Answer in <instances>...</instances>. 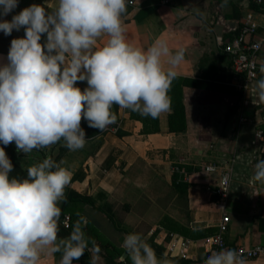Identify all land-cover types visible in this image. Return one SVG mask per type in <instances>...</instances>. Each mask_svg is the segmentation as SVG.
<instances>
[{
  "label": "crops",
  "instance_id": "crops-1",
  "mask_svg": "<svg viewBox=\"0 0 264 264\" xmlns=\"http://www.w3.org/2000/svg\"><path fill=\"white\" fill-rule=\"evenodd\" d=\"M57 0H19L18 7L3 19L11 20L23 8L38 4L47 8ZM130 0L123 17L126 38L147 49L156 40L171 52L185 50L175 69L177 77L203 83L180 84L171 97V109L158 118L133 116L113 106L116 123L86 136L85 146L70 151L63 140L29 154L18 153L24 168L51 157L71 172L65 188L58 238H66L79 216L89 247L73 264L127 262L122 243L125 235L139 233L159 257L175 258L172 264H204L209 247L204 239L213 233L224 213L231 217L228 243L264 247V183L254 182L255 164L264 159V145L257 139L264 127V103L259 102L253 81L248 92L233 85V59L225 44L247 23L262 43L259 62L264 65V9L256 0ZM10 36L0 32V62H6ZM46 39L42 36L41 43ZM105 37L100 41L104 43ZM167 69V58L162 59ZM83 88L85 82H77ZM183 107V117L176 106ZM241 117L249 120L241 121ZM171 119L184 128L171 129ZM2 147L3 144H0ZM6 147V146H5ZM233 164L230 193L226 201L215 191L221 169L210 172L208 164ZM176 167L180 170L177 171ZM221 167V168H222ZM75 192L86 200L66 203ZM79 214V215H78ZM155 244L163 247L159 253ZM62 253L42 257L39 264H59ZM179 262V263H178ZM249 264H264V251Z\"/></svg>",
  "mask_w": 264,
  "mask_h": 264
},
{
  "label": "clouds",
  "instance_id": "clouds-1",
  "mask_svg": "<svg viewBox=\"0 0 264 264\" xmlns=\"http://www.w3.org/2000/svg\"><path fill=\"white\" fill-rule=\"evenodd\" d=\"M130 0H57L52 8L32 4L11 20L19 0H0V32L14 38L0 62V144L15 143L25 155L63 140L70 151L86 142L82 119L104 131L116 123V105L143 117L158 118L171 109L169 91L185 50L171 52L156 40L147 49L126 38L123 17ZM227 0L221 5L226 6ZM42 36L46 39L41 43ZM107 38L104 43L100 41ZM167 58L165 69L162 59ZM264 74V65L260 66ZM81 90L77 82H85ZM254 91L264 103V76ZM13 164L0 147V264H39L62 253L59 264H73L89 247L84 216L66 238H58L60 202L71 172L51 157L27 169L26 178L10 176ZM254 182L264 183V159L255 164ZM79 215V214H78ZM122 248L131 264H169L139 233L125 235ZM96 264L99 247L93 241ZM204 264H249L235 249L212 252Z\"/></svg>",
  "mask_w": 264,
  "mask_h": 264
},
{
  "label": "built area",
  "instance_id": "built-area-1",
  "mask_svg": "<svg viewBox=\"0 0 264 264\" xmlns=\"http://www.w3.org/2000/svg\"><path fill=\"white\" fill-rule=\"evenodd\" d=\"M171 1V0H165ZM258 5L264 9V0H256ZM256 30V25L247 23L241 31L233 36L226 44L225 50L231 54L233 59V69L235 73V80L233 85L241 92H248L253 81L261 75L259 62V53L262 49V43L252 38ZM264 75V74H263ZM264 112V111H263ZM249 120L247 117H241V121ZM258 141L264 145V127H259L257 131ZM0 147H2L0 145ZM221 164H208L207 170L217 173L221 169L217 183L215 184V191L221 196L223 201H226L230 193L233 164L226 163L224 167ZM179 171L180 168L176 167ZM231 217L228 213H224L222 219L217 225L216 230L205 237L204 241L209 247V254L218 252L224 249H235L242 253L249 261L257 259L264 251V247L260 244L253 247H246L244 245L232 246L228 243L227 233L229 231Z\"/></svg>",
  "mask_w": 264,
  "mask_h": 264
},
{
  "label": "trees",
  "instance_id": "trees-1",
  "mask_svg": "<svg viewBox=\"0 0 264 264\" xmlns=\"http://www.w3.org/2000/svg\"><path fill=\"white\" fill-rule=\"evenodd\" d=\"M180 84H192V85H196V86H202L203 83L199 82V81H195L192 79H188V78H179L176 77L171 85V89L169 91V95L174 92L175 87L180 86ZM78 87L81 88V90H83L84 88L81 87L80 85L77 84ZM176 113L179 115V117L181 116V118L183 117V107L178 105L176 106ZM133 116L137 117L138 119L144 120L143 117L141 115H139L136 112H133ZM81 128L85 131L86 136H92L94 134H97L100 132V130L95 129V128H90L88 127L87 121L82 119L81 121ZM181 128H184V124L182 126H178V124L174 123V120L171 119V129L173 130H180ZM6 148L9 151V159L11 160L12 164H13V171L10 173V176H15L17 178H26L27 177V170L24 169L18 162V156H17V147L15 145V143H10L9 145L6 146ZM72 195H74L73 197H75L76 200H86V198L78 193H75L74 191L71 192V194H69L68 199L66 200V203L70 202V200H73L74 198L72 197ZM61 218V216H60ZM60 221V219H59ZM59 223V222H58ZM60 228V227H59ZM156 249L158 250L159 253H163V247L155 244ZM84 255H87V253H84ZM159 259H165L164 257H159ZM167 261L169 262V264H172L173 262H177L175 258H166ZM179 263V262H178ZM114 264H131V261L127 259V262H118V263H114Z\"/></svg>",
  "mask_w": 264,
  "mask_h": 264
},
{
  "label": "rangeland",
  "instance_id": "rangeland-1",
  "mask_svg": "<svg viewBox=\"0 0 264 264\" xmlns=\"http://www.w3.org/2000/svg\"><path fill=\"white\" fill-rule=\"evenodd\" d=\"M3 147H5V146H3ZM5 152H6L7 156L9 157V151H8V149L6 147H5ZM18 153H20V151Z\"/></svg>",
  "mask_w": 264,
  "mask_h": 264
}]
</instances>
